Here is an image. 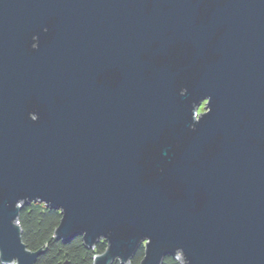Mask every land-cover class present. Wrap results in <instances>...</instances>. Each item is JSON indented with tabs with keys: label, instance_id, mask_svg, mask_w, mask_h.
<instances>
[{
	"label": "water",
	"instance_id": "1",
	"mask_svg": "<svg viewBox=\"0 0 264 264\" xmlns=\"http://www.w3.org/2000/svg\"><path fill=\"white\" fill-rule=\"evenodd\" d=\"M31 203L93 264H264V0H0L3 264Z\"/></svg>",
	"mask_w": 264,
	"mask_h": 264
},
{
	"label": "trees",
	"instance_id": "2",
	"mask_svg": "<svg viewBox=\"0 0 264 264\" xmlns=\"http://www.w3.org/2000/svg\"><path fill=\"white\" fill-rule=\"evenodd\" d=\"M62 219L58 211L51 210L40 203H31L23 207L19 225L23 233V242L32 252L43 251L37 264H93L97 255L103 254L107 243L100 241L94 249L88 248L82 237H76L68 243L55 238V231ZM144 257V247H140L130 264H140ZM0 264H3L0 261ZM113 264H121L116 261ZM162 264H181L174 257H167Z\"/></svg>",
	"mask_w": 264,
	"mask_h": 264
},
{
	"label": "flooded vegetation",
	"instance_id": "3",
	"mask_svg": "<svg viewBox=\"0 0 264 264\" xmlns=\"http://www.w3.org/2000/svg\"><path fill=\"white\" fill-rule=\"evenodd\" d=\"M204 104V103H203ZM206 104V103H205Z\"/></svg>",
	"mask_w": 264,
	"mask_h": 264
}]
</instances>
